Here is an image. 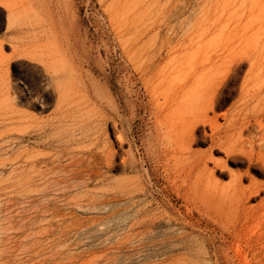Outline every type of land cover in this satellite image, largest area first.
<instances>
[{
  "label": "rangeland",
  "instance_id": "rangeland-1",
  "mask_svg": "<svg viewBox=\"0 0 264 264\" xmlns=\"http://www.w3.org/2000/svg\"><path fill=\"white\" fill-rule=\"evenodd\" d=\"M176 32L214 38L205 48L221 60L232 47L264 51V0H0V264H188L197 251H206L210 264H253V250L241 248L235 255L225 251L231 238L207 217V197L198 198L191 188L196 175L189 173L187 161L149 148L155 130L151 96L157 62L144 53L153 46L154 34ZM45 35L68 52L64 58H73L58 65L60 82L70 92L65 107L56 82L34 57L13 50L34 51ZM240 74L215 108L220 141L205 139L192 147L210 154L207 166L217 185L228 182L226 169H245L244 161H231L244 160L240 152L225 161L224 144L259 149L257 124L245 128L226 123L222 116L260 114L264 128L262 78L252 77L247 93L241 94ZM13 92L16 98L10 101ZM158 100L162 102L160 96ZM114 125L125 131L128 154L113 142ZM58 139L73 150V159L99 152L108 143L116 151L111 165L102 167L99 181L73 190V208L62 206L52 190L41 196V186L25 184L28 167L23 160L53 157ZM122 157L126 166L120 163ZM221 161L226 169L214 166ZM132 162L137 167L129 170ZM126 179L145 190L132 200L141 202L139 207L127 195ZM258 179L264 183V177ZM261 197H251L248 205L257 206ZM138 208L147 216L165 209L177 233L188 227L184 215L201 227L184 237V245L168 244L153 225L140 228L142 239L124 241L123 220L136 216ZM158 244L165 252L161 257L155 256ZM222 251L229 256L226 262Z\"/></svg>",
  "mask_w": 264,
  "mask_h": 264
},
{
  "label": "bare ground",
  "instance_id": "bare-ground-1",
  "mask_svg": "<svg viewBox=\"0 0 264 264\" xmlns=\"http://www.w3.org/2000/svg\"><path fill=\"white\" fill-rule=\"evenodd\" d=\"M177 32L154 34L151 38L153 46L144 53L157 62L156 85L153 87L154 93L151 96L154 104L155 130L153 129L154 134L152 133L149 148H152L151 152L153 150L155 154L163 153L165 157L173 156L177 162L182 159L187 161L189 173L194 172L196 175L191 188L195 195L199 196L198 198L207 197V217L231 238L225 251H231L235 255L241 254V248L253 250L252 263L264 264V183L258 179V177H264V128H261L259 122L262 116L237 114L238 111L230 118H226L227 115L222 116L226 123L240 124L245 128L255 123L259 127L258 151L244 150L243 146L239 148L225 144L222 146L225 161L231 159V154L237 151L241 153L244 160L231 161L234 165L243 161L245 164V169L242 171L226 169L225 161L214 164L226 169L228 177L226 184L217 185L213 182L212 168L207 166L208 160H211L210 154L198 153L192 149L194 145L205 139L212 144L220 141L219 133L216 131L219 125L215 108L228 96L226 90L232 89L229 83L237 78L239 73L241 76L238 88L241 94L247 93V85L252 77L262 78L264 83V51L251 47L244 50L232 47L221 60L219 56L211 54L212 49L207 51L205 48V43L213 42L214 38L208 39L203 35L178 34ZM39 42L38 48L34 51L18 47H14L13 50L34 57L48 76L56 82L55 91L59 101L63 102L65 107L70 92L66 91L67 89L60 82L62 74L58 65L68 52L65 54L59 48L61 45L59 47L56 45L57 40L48 35L43 36V39L40 38ZM70 57L71 55L67 58L70 59ZM67 58L63 60L66 61ZM69 59L66 62H70ZM243 66L245 68L241 71ZM146 86L148 88L147 84ZM158 96L162 98V102H159ZM8 97L10 101H13L16 98L15 92ZM67 112L66 109L64 114L66 115ZM199 127L202 129L199 130ZM124 132L117 131L114 125L111 134L118 150L128 154L129 151L123 148V145H127ZM197 132L198 136L195 137ZM55 146L53 157L36 155L23 160L28 167L25 173V184H28L31 189L41 186V196H46L47 190H52L62 198V206L73 208V197H71L73 190L82 189L94 181H99L103 175L102 167L108 168L111 165L116 151L113 144L108 143L99 152H91L84 158L73 159V150L68 149L59 139ZM120 163L126 166V158L122 157ZM128 166L129 170L137 167L135 162ZM42 168L45 169L41 170ZM34 177L38 178L37 184H33ZM124 183L131 203L139 207L141 202L132 200L143 194L144 188L138 183L133 185L130 179L124 180ZM260 194L262 197L257 206H249V199ZM195 204L193 206L200 212L199 206ZM47 206L44 207L47 208ZM79 206L82 205L79 204ZM126 206L127 202L124 203V207ZM142 212L144 216L141 215ZM136 213V216L126 217L123 220L124 241L142 239L143 232L140 228L153 225L156 231L164 233L168 244L173 245L176 242L184 245V237L194 228L201 227V222L192 221L184 215L183 219L188 223V227L181 231L182 233L178 232L181 236L176 241L174 237L178 234L177 227L165 209L154 210L151 216H147L143 208H138ZM163 254H165L164 249L158 244L155 256L161 257ZM220 254H224L226 262L229 256L223 251ZM219 257L224 261L223 256L217 253V258ZM188 261V264H210L211 258L206 251H197Z\"/></svg>",
  "mask_w": 264,
  "mask_h": 264
}]
</instances>
